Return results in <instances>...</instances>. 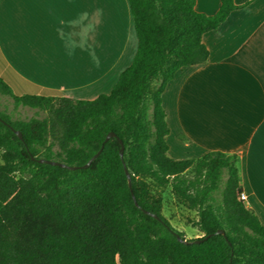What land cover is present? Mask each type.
<instances>
[{
	"label": "trees",
	"instance_id": "trees-1",
	"mask_svg": "<svg viewBox=\"0 0 264 264\" xmlns=\"http://www.w3.org/2000/svg\"><path fill=\"white\" fill-rule=\"evenodd\" d=\"M127 3L136 50L108 94L19 95L0 78V264H264V225L239 198L236 157H169L162 107L176 72L207 60L203 34L238 6L219 0L205 15L194 0ZM7 99L35 116L13 117ZM102 144L87 167L38 161L80 167ZM165 189L195 212L202 242L177 240L184 233L162 214Z\"/></svg>",
	"mask_w": 264,
	"mask_h": 264
},
{
	"label": "crops",
	"instance_id": "crops-1",
	"mask_svg": "<svg viewBox=\"0 0 264 264\" xmlns=\"http://www.w3.org/2000/svg\"><path fill=\"white\" fill-rule=\"evenodd\" d=\"M233 2L201 38L207 60L176 72L162 93L166 143L174 159L234 155L244 203L264 225V0ZM194 8L213 15L219 0ZM135 50L127 0H0V78L15 94L92 100L110 92Z\"/></svg>",
	"mask_w": 264,
	"mask_h": 264
},
{
	"label": "rangeland",
	"instance_id": "rangeland-1",
	"mask_svg": "<svg viewBox=\"0 0 264 264\" xmlns=\"http://www.w3.org/2000/svg\"><path fill=\"white\" fill-rule=\"evenodd\" d=\"M7 105V110L13 111V105L10 99L4 101ZM35 116V111L28 108L18 107L13 111V117L28 118ZM162 201V214L169 221V223L176 230H183L186 240L195 239L193 233H198L194 226L196 220V214L193 211H189L181 207L170 193L169 189H165L161 192Z\"/></svg>",
	"mask_w": 264,
	"mask_h": 264
},
{
	"label": "water",
	"instance_id": "water-1",
	"mask_svg": "<svg viewBox=\"0 0 264 264\" xmlns=\"http://www.w3.org/2000/svg\"><path fill=\"white\" fill-rule=\"evenodd\" d=\"M16 134V136L18 137V139L22 140V137H21V134L17 131L14 132ZM114 133L113 132H109L106 136H105V139H104V142H106L108 139L114 137ZM117 141L119 142L120 144V151H119V156L121 157L122 154H123V150H124V147L122 145V142L120 139H117ZM102 147H103V144L101 145L100 149L88 160L87 163H85L83 166H68V165H65V164H62V163H58V162H53V161H47V160H43V159H40L38 160L39 162H43V163H47V164H51V165H58L60 167H63V168H67L69 170H75V169H78V168H82V167H87L89 165V163L95 158L97 157V155L100 153V151L102 150ZM124 171H125V174H126V179H127V184H128V187L130 188V177L127 173V170L126 168H124ZM132 196V199L133 201L135 202L134 200V196L131 194ZM147 214L151 215L152 217L156 218V216L154 214H150L148 212H146ZM214 234H223V231L222 230H217ZM177 240L183 244H190V243H194V244H198L200 242H202L205 238L203 239H195L193 241H187L186 239H182L180 238L179 236H176Z\"/></svg>",
	"mask_w": 264,
	"mask_h": 264
},
{
	"label": "built area",
	"instance_id": "built-area-1",
	"mask_svg": "<svg viewBox=\"0 0 264 264\" xmlns=\"http://www.w3.org/2000/svg\"><path fill=\"white\" fill-rule=\"evenodd\" d=\"M239 198H240V200H242V201L245 200V196H244V194H243L242 192L240 193Z\"/></svg>",
	"mask_w": 264,
	"mask_h": 264
}]
</instances>
